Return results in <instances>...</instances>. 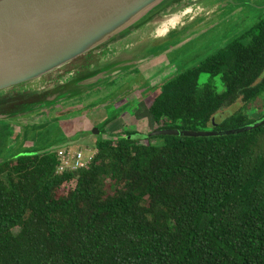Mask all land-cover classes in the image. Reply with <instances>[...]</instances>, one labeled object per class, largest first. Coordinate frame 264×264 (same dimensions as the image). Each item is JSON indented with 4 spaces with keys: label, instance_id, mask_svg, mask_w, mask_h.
Segmentation results:
<instances>
[{
    "label": "trees",
    "instance_id": "16d2710c",
    "mask_svg": "<svg viewBox=\"0 0 264 264\" xmlns=\"http://www.w3.org/2000/svg\"><path fill=\"white\" fill-rule=\"evenodd\" d=\"M262 96L264 19L162 83L148 113L158 129L201 131L222 108ZM254 121L238 111L215 131ZM45 126L23 137L0 125V155L22 136L0 156V264H264V125L221 137H99L88 168L63 175L55 152L42 151L64 137L22 146L30 134L49 137Z\"/></svg>",
    "mask_w": 264,
    "mask_h": 264
},
{
    "label": "rangeland",
    "instance_id": "374dc122",
    "mask_svg": "<svg viewBox=\"0 0 264 264\" xmlns=\"http://www.w3.org/2000/svg\"><path fill=\"white\" fill-rule=\"evenodd\" d=\"M196 1L198 3L194 0H182V7L163 6L153 11L130 29L134 32L123 37V40L128 38L126 44L121 45L122 41H119L121 39L114 41L116 51L114 57L107 52L111 50L110 47H107V50L100 48L94 54L89 53L75 59L60 71L1 92L0 113L15 117L0 121V125L9 124L14 135L22 136L28 127L46 125L44 129L51 130L49 137L37 143L36 136L30 137L29 132V138L22 146L36 147L64 137L65 142L71 143L67 146L68 149L72 152H81L85 159L95 155V142L102 136H93L91 131L94 128L100 129L109 118L112 120L105 128H110L109 131L113 134H105L104 138L124 134V131L130 128H136L142 134L154 130L156 125L152 123L146 109L158 94L161 83L168 77L197 66L264 19V0ZM173 19L177 20L174 26L176 31L162 38V34H157V29ZM248 40L245 39V42ZM146 43H158L159 47H147ZM141 46L146 48L140 51L142 52L140 57L154 54L152 57L156 58L136 64L138 67L136 71H130L132 69L130 66L131 68L128 67L124 74L112 75L104 83L96 86H78V82L92 76L94 72L98 74L104 71L105 74H110L113 70H119L120 66L117 65L124 62L122 59L130 56ZM160 50L165 51L160 53ZM91 66L94 68L91 69ZM67 73H72L73 78L68 80L67 84L60 85L62 77ZM208 81L209 76L202 74L198 84L202 86ZM210 82L217 94L224 92L220 76L210 79ZM146 86L148 89L143 91ZM123 90L124 93L129 91L130 94L136 91L138 96L133 94V98L137 100L128 102L126 97L116 100ZM116 93L119 95L114 97ZM238 111L245 113L250 120H258L264 115V96L247 104L238 100L231 106L222 108L200 130L215 131L221 127L223 120ZM176 126H179V123H176ZM22 136L18 141L14 142L12 138L5 142L0 156L12 155L19 149ZM152 143H156L154 139ZM104 184L107 194H112L111 181L106 178ZM67 186L70 187L58 189L55 196L65 195L71 184ZM17 231V228L13 229L14 233Z\"/></svg>",
    "mask_w": 264,
    "mask_h": 264
},
{
    "label": "water",
    "instance_id": "95a60500",
    "mask_svg": "<svg viewBox=\"0 0 264 264\" xmlns=\"http://www.w3.org/2000/svg\"><path fill=\"white\" fill-rule=\"evenodd\" d=\"M169 1L0 0V93L60 71L79 57L94 54L100 48L106 49L116 39L122 41L123 37L134 32L130 29L135 24L163 6L182 7V0H172L170 3ZM172 31H176L174 26L162 37ZM155 35L158 36L156 33ZM152 56L137 61L127 57L126 60H122L124 62L117 65L120 66L119 70H113L110 74H105L104 71L98 74L94 72L92 76L78 82V86L92 87L104 83L112 75L149 60ZM129 60H132L130 64ZM71 78L73 74L67 73L59 84L65 85ZM10 117L15 116L0 113V121H7ZM262 125L264 115L248 125L226 131L161 129L152 135L221 137L247 132ZM91 133L98 135L99 130L95 128ZM69 145L70 142L52 145L42 153Z\"/></svg>",
    "mask_w": 264,
    "mask_h": 264
},
{
    "label": "built area",
    "instance_id": "2783aa9c",
    "mask_svg": "<svg viewBox=\"0 0 264 264\" xmlns=\"http://www.w3.org/2000/svg\"><path fill=\"white\" fill-rule=\"evenodd\" d=\"M57 159V166L55 167L56 175H63L65 173H74L76 171L87 169L90 165L93 155L83 157L81 152H72L68 147H63L54 151ZM74 181L70 184L73 185Z\"/></svg>",
    "mask_w": 264,
    "mask_h": 264
},
{
    "label": "flooded vegetation",
    "instance_id": "af4514ba",
    "mask_svg": "<svg viewBox=\"0 0 264 264\" xmlns=\"http://www.w3.org/2000/svg\"><path fill=\"white\" fill-rule=\"evenodd\" d=\"M147 25V24H146ZM238 38V37H237ZM237 38H235V39H237ZM234 39V40H235ZM233 41V40H232ZM145 45H147V46H149V47H159V44L157 43H146ZM142 46H144V45H142ZM141 46V47H142ZM166 50V49H165ZM165 50H160L159 52L161 53V52H163V51H165ZM154 55V54H153ZM149 55H144L143 57H139L140 59H142V58H147ZM154 57V56H153ZM152 57V58H153ZM132 61V60H131ZM131 61L129 60V62H128V64H130L131 63ZM148 60H146L145 61V63L147 62ZM142 63V62H141ZM137 65H135V66H132V69L130 70V71H132V70H134V71H136V69L138 68V67H136ZM135 67V68H134ZM131 68V67H130ZM129 69V68H128ZM128 69H125V70H123L122 72H120L119 74H117V76H120V74L122 75V74H124L125 72H127V70ZM172 77V76H171ZM170 77H168V79H169ZM167 80V79H166ZM162 83H164V82H162ZM161 83V84H162ZM145 85H146V82H145ZM160 87V86H159ZM116 88V87H115ZM114 88V89H115ZM148 88H147V86H146V88H144V90L143 91H146ZM158 91H159V88H158ZM127 92V93H126ZM159 93V92H158ZM110 94H112V92H110ZM137 95L138 96V94H137V92L136 91H133L131 94H130V92L129 91H125V93H124V90L121 92V95H120V97L119 98H117L116 100H119V99H121L122 97H126L125 99L128 101V102H131V101H133V100H137L135 97L133 98V96L134 95ZM117 95H119L118 93H116L115 95H113L114 97H116ZM156 97V96H155ZM154 97V98H155ZM154 98H153V100H154ZM89 104H91V103H89ZM152 104V103H151ZM151 104H150V106H151ZM149 106V107H150ZM149 109V108H148ZM148 109H146L147 110V112H148ZM149 114V113H148ZM149 116H150V114H149ZM114 118V117H113ZM261 118V117H260ZM110 119V118H109ZM109 119H107L106 120V123H105V125L106 124H109L110 122H111V120L112 119H110V121H109ZM150 119H151V121H152V118H151V116H150ZM152 123L153 124H155L156 125V127H155V129L154 130H152V131H148L147 133H139L140 131H138L136 128H130L127 132H136V133H138V134H141V135H149V137H151V135H152V133L153 132H156V131H158V130H161V129H158V127L160 126V124H156V123H154L153 121H152ZM6 125V124H5ZM7 125H9V124H7ZM105 125H103L104 126V128H103V132L104 133H102V134H100V130H99V134L98 135H102L101 137L102 138H104L105 136V134H108V135H111V134H113L112 132H110L109 131V129L110 128H105ZM102 126V127H103ZM95 129V128H94ZM126 131H124V133H125ZM92 134V133H91ZM93 135V134H92ZM98 135H93V136H98ZM120 136H124V134H119ZM119 135H115V136H119ZM115 136H110V137H115ZM152 136H156V135H152ZM109 136H108V138H110ZM107 138V137H106Z\"/></svg>",
    "mask_w": 264,
    "mask_h": 264
},
{
    "label": "crops",
    "instance_id": "0c3cea01",
    "mask_svg": "<svg viewBox=\"0 0 264 264\" xmlns=\"http://www.w3.org/2000/svg\"><path fill=\"white\" fill-rule=\"evenodd\" d=\"M158 29H159V28H158ZM158 29H157V30H158ZM170 33H171V32H170ZM170 33H169V34H170ZM140 34H141V33H140ZM169 34H167L165 37H162V38H166ZM130 36H132V35H130ZM126 39L128 40V38H125L124 40H122L121 45L127 43ZM161 40H162V39H161ZM108 47H110L111 50H110V51L108 50L107 52L110 53V56L113 55V57H114V54H115V52H116V51L114 50V48H115L114 43L108 45ZM144 49H145V48H139L138 50L133 51V53H131V55H130V56H127V57H129V58H133V60H136V61H137L138 59H140V58H138V57H140V56L142 55V52H140V51H144ZM161 53H164V51L161 52ZM113 57H112V58H113ZM127 57L123 58L122 60H126ZM155 58H156V57H155ZM155 58H152L151 60H154ZM151 60H150V61H151ZM102 65H103V64H102ZM98 66H99V65H98ZM98 66H97V67H98ZM103 66H104V65H103ZM97 67H96V68H97ZM92 68H94V67H91V69H92ZM159 68H160V67H159ZM97 69H98V68H97Z\"/></svg>",
    "mask_w": 264,
    "mask_h": 264
},
{
    "label": "bare ground",
    "instance_id": "6f19581e",
    "mask_svg": "<svg viewBox=\"0 0 264 264\" xmlns=\"http://www.w3.org/2000/svg\"><path fill=\"white\" fill-rule=\"evenodd\" d=\"M193 1V0H192ZM185 2V1H184ZM198 2V1H197ZM191 5V4H190ZM175 9V8H174ZM190 12V11H189ZM185 13V12H184ZM177 20H170L157 30V34H164L169 28L175 26ZM190 24V23H189ZM182 25V24H181ZM154 39V38H153ZM154 41V40H153ZM167 41V40H166ZM115 55V54H114Z\"/></svg>",
    "mask_w": 264,
    "mask_h": 264
}]
</instances>
